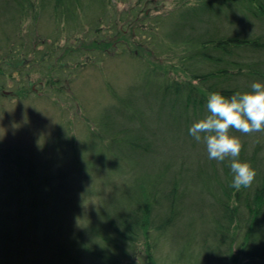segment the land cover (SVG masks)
<instances>
[{
    "label": "trees",
    "instance_id": "16d2710c",
    "mask_svg": "<svg viewBox=\"0 0 264 264\" xmlns=\"http://www.w3.org/2000/svg\"><path fill=\"white\" fill-rule=\"evenodd\" d=\"M45 15V37L21 32ZM116 46L144 66L128 96L107 89L119 105L84 116L98 163L61 129L51 151L0 148V264H264V132L233 130L256 171L240 190L188 132L211 92L264 82V0H0V113L9 85L22 106Z\"/></svg>",
    "mask_w": 264,
    "mask_h": 264
},
{
    "label": "rangeland",
    "instance_id": "374dc122",
    "mask_svg": "<svg viewBox=\"0 0 264 264\" xmlns=\"http://www.w3.org/2000/svg\"><path fill=\"white\" fill-rule=\"evenodd\" d=\"M169 6L170 3L167 2L165 5L155 7V9L161 11ZM123 7L129 10L128 3L121 1L118 9H123ZM80 13L84 21L87 14L83 16L82 10ZM47 18L46 15L42 16L37 22H33L31 18H27L22 23L21 32H26L28 23L32 22L35 27L33 32L35 31L40 38L45 37L51 28ZM158 50L161 51L163 56L169 52L164 45L158 47ZM147 56L150 61H153V58L149 54ZM163 59L165 57H155V61L158 62H161ZM142 66H144L143 62L131 54L130 48L124 50L123 46H116V49H111L109 56L107 55L103 59L99 58L96 63H92L86 69V72L80 70L79 76L81 78L78 80L67 79L58 84H53L45 92L42 90L43 95L40 99L35 97L28 100V102L25 101L22 106H16L19 96L9 85L6 87L7 91H4V94L7 96L2 98L6 111L0 113L1 150L9 145H15L16 147H28L36 151L38 145L40 147V144H46L48 151H51L53 144L56 142L58 130L61 129V131L65 130L69 136L74 137L77 142H82L89 149L82 154L83 158L91 160L94 164L98 163L99 151L96 150L94 137L86 126L88 118L84 116L93 118V125L97 123L99 112L115 102L112 93L107 89L113 88L116 90L117 88L119 90L117 92L121 97L128 96L131 85L139 81L137 72ZM177 75L180 76V74ZM56 97H59L58 103L54 102ZM30 101L35 102L30 104ZM114 104L119 105L116 102ZM0 153L1 155L3 154L2 152ZM80 156L81 154H79ZM87 159H85V162L89 164ZM3 168V164L0 161V186L4 183ZM111 172H116V169ZM84 178L85 175L83 176ZM99 178H101L99 174L95 173L94 177L92 172L86 180L83 181L82 179L81 182L95 185L93 188L95 191H98L101 183L97 181ZM112 180L115 179L106 177V182ZM89 190H92L91 187ZM113 193V190H111V196L104 201H110L114 196ZM88 195L87 201H94L96 199L94 194ZM52 202L48 201L49 205L54 208Z\"/></svg>",
    "mask_w": 264,
    "mask_h": 264
},
{
    "label": "clouds",
    "instance_id": "9594fccd",
    "mask_svg": "<svg viewBox=\"0 0 264 264\" xmlns=\"http://www.w3.org/2000/svg\"><path fill=\"white\" fill-rule=\"evenodd\" d=\"M252 134L264 132V82L254 81L250 90L225 96L211 92L207 97L206 115L195 120L188 129L197 142L203 141L209 160L230 161L233 176L231 187L240 190L250 187L256 171L240 153L242 144L233 133Z\"/></svg>",
    "mask_w": 264,
    "mask_h": 264
}]
</instances>
